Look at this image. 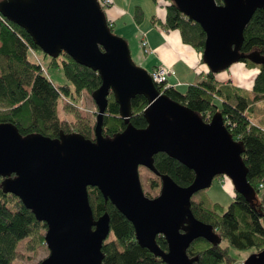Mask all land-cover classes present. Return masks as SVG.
I'll use <instances>...</instances> for the list:
<instances>
[{
    "label": "water",
    "instance_id": "95a60500",
    "mask_svg": "<svg viewBox=\"0 0 264 264\" xmlns=\"http://www.w3.org/2000/svg\"><path fill=\"white\" fill-rule=\"evenodd\" d=\"M205 34L202 60L216 74L243 57L244 30L264 0H171ZM0 14L23 28L49 57L61 52L98 72L101 84L91 97L97 108L94 140L77 132L51 138L22 136L0 123V186L18 197L38 221L46 224L48 255L39 264H101L102 244L110 233V218L94 219L88 187L131 222L135 239L165 264H193L186 250L196 238L218 244L210 224L192 213L191 198L208 188L216 176H227L235 191L252 197L241 145L232 139L218 112L210 121L169 99L137 66L124 38L112 33L99 0H0ZM255 62L261 57L247 55ZM112 93L126 126L112 137L102 134L107 96ZM144 95L147 125L128 123L131 99ZM164 152L193 170L188 186L160 174L153 156ZM142 166L161 180L158 195L142 189ZM161 234L167 250L156 243ZM243 264H264V250L251 253Z\"/></svg>",
    "mask_w": 264,
    "mask_h": 264
},
{
    "label": "trees",
    "instance_id": "16d2710c",
    "mask_svg": "<svg viewBox=\"0 0 264 264\" xmlns=\"http://www.w3.org/2000/svg\"><path fill=\"white\" fill-rule=\"evenodd\" d=\"M221 3V0H215ZM133 19L136 25L144 20L143 10L134 7ZM156 21L155 17L151 18ZM113 33V27L107 20ZM165 30H177L184 43L200 53L203 51L205 34L199 24L182 14L169 0L166 4L165 19L160 22ZM240 48L243 55L238 62L247 68H257L250 89L235 86L231 82L219 81L210 70L205 78L189 84L184 91L174 86L157 85L158 90L169 99L187 107L205 120L216 113L224 118L225 126L232 139L242 148V160L247 168V180L252 187V197L238 193L232 188L233 200L226 209L219 203L206 200H191V210L195 218L210 224L221 238L213 244L204 238L194 239L186 250L194 259L193 264H238L228 255V247L247 249L254 247L256 252L264 250V111L258 107L264 103V10L256 9L244 30ZM40 50L31 36L15 23L0 14V123L13 124L22 136L42 134L51 138L60 134L77 132L94 140V121L84 115L78 106L84 107L83 96H89L100 84L98 72L75 62L61 52L50 57V66L63 70L68 84L54 85L43 73L39 60L30 54ZM254 52L262 58L255 62L247 55ZM46 55V54H45ZM65 101L63 109L71 113L72 119L59 117V100ZM70 98V99H69ZM76 101V103H75ZM80 102V103H78ZM131 114L127 118L136 128L147 125L144 109L148 100L144 95H136L131 101ZM78 104V105H77ZM95 106V105H94ZM96 107V106H95ZM256 109L259 112L256 113ZM126 126L119 115V106L113 94L107 96V109L102 120V134L112 137ZM154 166L160 174L168 175L179 186H188L194 179L189 169L172 156L159 152L153 156ZM149 172L148 190L144 194L154 197L158 194L161 180ZM0 177V181H1ZM262 189L259 199L255 196ZM88 200L94 219L107 213L110 218V233L102 244L101 264H161L162 260L141 247L135 239L134 228L110 200H105L96 187H88ZM46 224L38 221L33 212L27 209L20 199L11 193H4L0 186V264H23L17 259L20 244L28 251L27 259H32L40 248L47 250L44 242ZM156 243L167 250V241L161 234ZM227 242L223 246V242ZM32 262L29 264H39Z\"/></svg>",
    "mask_w": 264,
    "mask_h": 264
},
{
    "label": "rangeland",
    "instance_id": "374dc122",
    "mask_svg": "<svg viewBox=\"0 0 264 264\" xmlns=\"http://www.w3.org/2000/svg\"><path fill=\"white\" fill-rule=\"evenodd\" d=\"M168 3H169V0H114L113 6L118 5L119 7H122L123 10H125L126 8H129L131 12L134 10L135 6L139 5L144 9V15H145L144 22H146L148 20H151V17H152L151 14H152L153 9L155 10L159 8V10L165 13L166 4ZM115 27L116 28H114L113 33L125 39V41L128 44L133 62L139 67L142 66V68L148 72L151 67L150 65H152V62H150V58H151L150 54L143 53L142 48L139 45V40L141 36L139 32L141 29L142 30L144 29L142 28L143 26L140 28L138 27L136 28L134 23L132 24L131 22V15L124 13L123 18L120 21H117V23H115ZM34 53H35L34 57L32 53L30 54L31 55L30 57L31 58L36 57L39 60L42 68L44 69L43 73L46 74L48 79L54 85L58 86V85H65L69 83L68 80L64 76L63 70L60 67L50 66L49 56L45 55L41 50H36ZM226 70H223L222 72ZM220 73L221 72H218L217 75ZM65 101H68L66 97L65 99L59 100V104H58L59 117L65 120H71L72 119L71 113H68L63 109ZM81 101L84 102L83 106L90 110V112H86V113L82 112V113L86 116H90L95 122L97 108L94 106L95 105L94 102L90 100L88 95L83 96ZM258 107H260L264 111V103L258 105ZM259 112L261 113L262 111H258L256 109V113L258 114ZM208 121H210V119H208ZM145 169L146 168L142 166L138 168L139 179H140V183H141L143 191L149 189L148 184H147V179H146V177H148L149 175V172ZM225 182L230 184L228 185V188H226ZM232 188H233V185L227 176L225 175L216 176L213 178L212 184L208 188L200 190L197 193H195L192 196L191 200L200 201L203 199V200L210 202V204L217 202L220 205H222L224 209H226L228 205L230 204V202L233 200ZM261 194H262V189L259 191V193L256 194L254 199L255 200L259 199ZM156 195L158 194H154V196ZM222 245L226 246L227 242L224 241ZM227 251H228V255L231 256L233 259H235L238 263L239 262L243 263L249 254L256 252V249L254 247H251V248L242 250V249H236V248L229 246ZM32 252L33 251H30V250L27 251L25 249V246L23 244H20L18 248V254L16 257L19 261H21V263L29 264L32 262H38L39 260L44 259L48 255V251H45L44 249L40 248L38 253L32 259H27L26 256L31 255ZM161 264H165V263H161Z\"/></svg>",
    "mask_w": 264,
    "mask_h": 264
},
{
    "label": "crops",
    "instance_id": "0c3cea01",
    "mask_svg": "<svg viewBox=\"0 0 264 264\" xmlns=\"http://www.w3.org/2000/svg\"><path fill=\"white\" fill-rule=\"evenodd\" d=\"M113 2L114 0H109V3L105 4L104 0L100 1L106 19L112 25L113 30L116 28L115 23L123 18L124 13L131 15V22L132 24L134 23L136 28L143 26L142 28L144 29H141L139 32L141 35L140 39L145 37L153 51L150 53L152 65H150L149 71L157 65H165L170 71L167 77L169 86H174L179 91H184V87L186 88L189 84L200 82L205 78V74L209 71V68L202 60V53L191 45L184 43L177 30L167 31L161 27L160 22L165 19L166 12H162L159 8L153 9L151 16L155 17L156 21H152L151 19L144 22L143 20L139 26L136 25L133 19L134 10L131 12L129 8L123 10L118 5L113 6ZM139 7L144 13V9L141 6ZM34 54L32 52L33 57ZM257 72V68H247L244 63L236 62L226 71H221L218 75L216 73L215 78L219 81L231 82L235 86L250 89ZM228 185L230 184L225 182L226 188H228Z\"/></svg>",
    "mask_w": 264,
    "mask_h": 264
},
{
    "label": "built area",
    "instance_id": "2783aa9c",
    "mask_svg": "<svg viewBox=\"0 0 264 264\" xmlns=\"http://www.w3.org/2000/svg\"><path fill=\"white\" fill-rule=\"evenodd\" d=\"M105 4L109 3V0H104ZM139 45L142 48L143 53L145 54H150L152 53V49L150 48L148 41L145 37L141 38L139 40ZM42 71L44 72V69L41 67ZM169 68L166 67L165 65H157L155 66L151 71H149V75L153 83L156 85H163L164 87H168L169 84L167 82V77L169 75ZM84 113L90 112L88 108L78 106ZM209 115H206L205 120L208 121ZM260 187L264 188L263 185ZM238 264H243V263H238Z\"/></svg>",
    "mask_w": 264,
    "mask_h": 264
}]
</instances>
